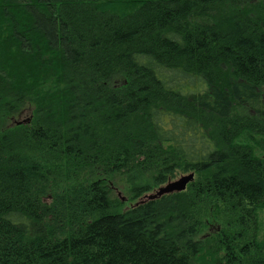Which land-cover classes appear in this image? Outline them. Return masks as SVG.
I'll use <instances>...</instances> for the list:
<instances>
[{"label":"trees","instance_id":"obj_1","mask_svg":"<svg viewBox=\"0 0 264 264\" xmlns=\"http://www.w3.org/2000/svg\"><path fill=\"white\" fill-rule=\"evenodd\" d=\"M263 208L264 0H0V264H264Z\"/></svg>","mask_w":264,"mask_h":264},{"label":"rangeland","instance_id":"obj_2","mask_svg":"<svg viewBox=\"0 0 264 264\" xmlns=\"http://www.w3.org/2000/svg\"><path fill=\"white\" fill-rule=\"evenodd\" d=\"M30 116H32L30 110L22 112L21 114H15L14 116L10 115V116L6 117L5 120L2 121V125L10 126V125H13V124H17L16 122H18V121L21 122V120L30 119ZM184 174H188V173H183V172L177 173L175 177H170L169 180L180 179V177L182 175H184ZM169 180L167 182H169ZM149 182L154 184L153 183L154 180L152 179L151 176L149 177ZM166 183L158 184V186L154 184V188L151 191H148L146 194H144V195H142L140 197L134 198L135 196L133 194L132 185L128 183L126 177L123 178V177L118 176L111 183V187H112V190H113V192L111 193V197L113 199H115V200H119L122 203V208L123 209L129 208V207H132V206L136 205V203L141 201L145 196H147V194L155 193L158 190V188H160V186H162V185H164ZM221 216H222V214H221ZM224 216L225 215H223L221 218H224ZM257 216L259 217L258 221L259 222L260 221L263 222V225H264V208L259 211ZM218 220H219V218L218 219L211 218L209 223H208V225H207L209 227L206 230L209 231V230H211V228H213V226L216 223H221ZM220 220H222V219H220ZM258 226H260V225L258 224ZM217 229H219V228L217 227Z\"/></svg>","mask_w":264,"mask_h":264},{"label":"water","instance_id":"obj_3","mask_svg":"<svg viewBox=\"0 0 264 264\" xmlns=\"http://www.w3.org/2000/svg\"><path fill=\"white\" fill-rule=\"evenodd\" d=\"M29 121L30 119H25V120H21V122L18 121L16 123L21 124V123H26ZM194 178H195V174L194 172H191V173L182 175L180 179L169 180V182L160 186V188H158V190L155 193L147 194V196H145L138 203H143L147 201V199H158V197L165 195V194H169L173 192H181L188 187L187 185L191 183V181H193Z\"/></svg>","mask_w":264,"mask_h":264}]
</instances>
